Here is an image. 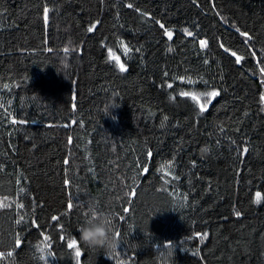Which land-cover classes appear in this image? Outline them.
I'll return each mask as SVG.
<instances>
[{
	"label": "trees",
	"instance_id": "16d2710c",
	"mask_svg": "<svg viewBox=\"0 0 264 264\" xmlns=\"http://www.w3.org/2000/svg\"><path fill=\"white\" fill-rule=\"evenodd\" d=\"M262 69L264 0H0V264H264Z\"/></svg>",
	"mask_w": 264,
	"mask_h": 264
},
{
	"label": "clouds",
	"instance_id": "9594fccd",
	"mask_svg": "<svg viewBox=\"0 0 264 264\" xmlns=\"http://www.w3.org/2000/svg\"><path fill=\"white\" fill-rule=\"evenodd\" d=\"M63 70L70 68L67 56L61 57ZM80 241L89 249H99L106 257L116 256L121 248V241L117 239L114 217L110 213L100 212L94 201L87 204L86 219L79 229ZM173 249L165 247L159 250L160 264H168Z\"/></svg>",
	"mask_w": 264,
	"mask_h": 264
},
{
	"label": "snow or ice",
	"instance_id": "6c2138e0",
	"mask_svg": "<svg viewBox=\"0 0 264 264\" xmlns=\"http://www.w3.org/2000/svg\"><path fill=\"white\" fill-rule=\"evenodd\" d=\"M129 7H131V5H129ZM45 12H47V9L45 10ZM45 19H47V16H46V15H45ZM161 27H163V25H161ZM91 30H92V29H89V31H91ZM168 35H169V37H170V36H171V33H168ZM242 35H244V34L242 33ZM201 43H202L203 46H206V45H207V42H206V41H202ZM125 51H128V49H127L126 47H125ZM233 55H235V53H233ZM112 58H113L114 60L117 59L115 56H113ZM240 59H241L240 57H237V60H240ZM119 69H120V71H122V72H126V71H127V68L125 67V65H124L123 63H120V64H119ZM261 71H264V69H262ZM219 94H220V93H219L218 91H211V92H205V93H203L202 95H204L205 97H207V100H206L205 103H200V97H198V96H196V95H192L191 98H192V100H194V101L199 105L201 111H205V110H206V105H207L208 103H211V100H212L213 98H215L216 96H218ZM183 95L187 96V95H189V93H183ZM262 99H264V97H262ZM14 122H15V121H14ZM244 151H247V149H245ZM259 201H260V197H259V195H258V196H257V199H256L255 202L259 203ZM0 206H3V205H0ZM68 207L71 208L72 205L69 204ZM237 215L239 216L240 214L237 213ZM53 219H56V218L53 217ZM118 235H119V233H117V236H118ZM68 247H69V248H77V243H76V241H72L70 244H68ZM168 247L171 248L172 245L169 244ZM75 254H76L77 257H79V256L81 255V253H80L79 250H77Z\"/></svg>",
	"mask_w": 264,
	"mask_h": 264
}]
</instances>
